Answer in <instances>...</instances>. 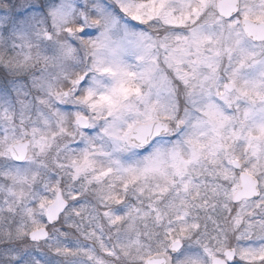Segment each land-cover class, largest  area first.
Returning <instances> with one entry per match:
<instances>
[{"label": "clouds", "instance_id": "1", "mask_svg": "<svg viewBox=\"0 0 264 264\" xmlns=\"http://www.w3.org/2000/svg\"><path fill=\"white\" fill-rule=\"evenodd\" d=\"M0 264H264V0H0Z\"/></svg>", "mask_w": 264, "mask_h": 264}]
</instances>
